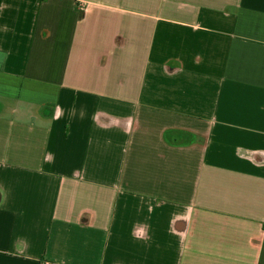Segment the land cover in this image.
<instances>
[{"label": "crops", "instance_id": "0c3cea01", "mask_svg": "<svg viewBox=\"0 0 264 264\" xmlns=\"http://www.w3.org/2000/svg\"><path fill=\"white\" fill-rule=\"evenodd\" d=\"M0 264H264V0H0Z\"/></svg>", "mask_w": 264, "mask_h": 264}]
</instances>
